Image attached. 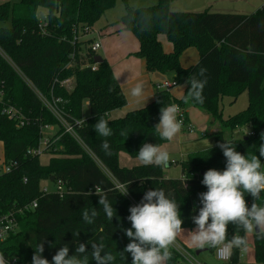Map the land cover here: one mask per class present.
<instances>
[{
    "label": "trees",
    "instance_id": "obj_1",
    "mask_svg": "<svg viewBox=\"0 0 264 264\" xmlns=\"http://www.w3.org/2000/svg\"><path fill=\"white\" fill-rule=\"evenodd\" d=\"M171 1L158 0L151 6L134 7L130 0H122L124 14L116 32L127 30L136 35L140 48L135 55L145 59L151 75L174 72L176 84H186L190 75L206 68L208 82L203 91L204 103L191 100L185 103L187 88L182 98H176L170 90L159 88L163 81L157 79L151 103L115 119L111 118V112L126 106L127 99L105 58L97 63V69L92 68L99 54L91 49L93 38L82 36L86 28H93L116 5L117 0H20L16 4H0V21L12 20L10 27H0V46L44 95L62 99L60 109L68 120L83 121L77 132L96 157L62 128L49 137L50 145L45 151L54 155L48 165L40 163L39 154L30 153L40 146L42 127L58 125V121L0 55L3 101L22 108L28 118V122L20 126L2 113L4 105L0 103L3 163H14L10 173L0 175V214L33 201L38 203L36 208L18 214V230L2 243L0 252L7 260L16 258L18 264H32L35 248L41 242L44 244L42 255L50 264L65 244L72 255L79 243L88 244L89 251L92 243H103L105 251L115 257L113 264H131L130 254L121 255L130 242L124 230L131 227L127 220L129 208L139 204L146 191L163 189L166 196L180 205L182 228L193 229L196 226L191 217L198 215L202 207L199 194L207 191L201 183L204 173L209 169L222 171L226 167V158L217 145L230 140L241 154L259 156V145L264 144L261 139L264 133V5L251 14L209 9L187 12L172 10ZM40 8L47 10L45 32L40 28ZM162 35L172 43L171 52L165 51ZM191 47L197 49L199 60L185 68L181 56ZM67 78L74 79L71 89L61 84ZM243 90H248V107L223 119L220 98L224 95L237 98ZM170 104L184 110V125L189 122L187 109L191 106L199 107L209 113L213 121H219V129L212 133L216 145L189 154L181 162L179 178H167L161 167L121 166V152L136 158L143 143L162 145L166 142L159 139L154 127L159 123L160 109ZM86 107L89 108L88 116L85 115ZM100 117L109 121L111 136L102 137L95 132L94 124ZM245 126L251 131L234 138L233 132ZM182 130L187 131L184 126ZM122 132L126 135H121ZM105 139L110 144V154L101 148ZM261 162L264 163V157ZM43 180L55 185L61 181L63 194L56 190L44 193ZM127 185L128 194L121 195V189ZM95 191L106 194L116 210L112 220L98 204ZM245 195L247 202H254L250 195ZM256 203L264 206V192ZM85 209L98 212L90 225L83 220ZM234 233L244 235L242 229L229 225L228 239ZM253 244V262H242L240 250L233 249L230 260L221 264H264V239L254 234ZM171 252L167 264H182L181 253L173 247ZM88 261L95 264L90 252Z\"/></svg>",
    "mask_w": 264,
    "mask_h": 264
},
{
    "label": "clouds",
    "instance_id": "obj_2",
    "mask_svg": "<svg viewBox=\"0 0 264 264\" xmlns=\"http://www.w3.org/2000/svg\"><path fill=\"white\" fill-rule=\"evenodd\" d=\"M206 73L207 69L202 67L198 73L188 77L185 103L190 100L198 104L204 103L203 91L208 82ZM130 94L134 98L143 97L144 84L138 82ZM179 113L180 108L176 104L160 109L159 123L154 127L160 140L171 142L181 132L183 120L177 118ZM94 130L102 137L113 134L109 121L103 117L97 119ZM121 135L126 133L122 132ZM261 139L264 140V133L261 134ZM209 145L211 148L212 145ZM217 146L226 158L225 170L209 169L204 173L201 183L206 186L207 191L199 194L202 207L199 208L198 215L191 217L196 227L188 231L186 238L189 247L216 249L227 257L233 249L247 252L251 234L264 239V206L256 203L264 192V163L261 162V157H264V144L259 145V156L253 154L251 157L238 152L236 145L230 140H224ZM101 148L106 154H110V144L106 139L102 141ZM136 159L145 167L166 169L170 166L172 158L169 151L161 145L145 142L141 145ZM95 194L98 195V204L103 206L107 218L112 220L116 210L107 195L97 191ZM127 194L128 185L121 189V195ZM245 194L254 200L250 207ZM195 210L194 207L193 211ZM129 212L127 220L130 221L131 227L124 231L130 242L121 251V255L130 254L131 264H167L172 257V246L185 231L182 228L180 205L166 196L163 189H154L146 191L140 203L131 206ZM97 215L95 209H85L82 213L83 220L89 225ZM229 225L242 229L244 235L234 233L232 238L228 239ZM69 251L67 244L59 248L52 257L51 264H89V252L95 264H113L115 260L112 253L105 251L103 243H92L90 251L88 244L79 243L74 254L70 255ZM43 252L44 244L41 242L35 248L32 264H50V261L43 257ZM0 264H9L3 254H0Z\"/></svg>",
    "mask_w": 264,
    "mask_h": 264
},
{
    "label": "crops",
    "instance_id": "obj_3",
    "mask_svg": "<svg viewBox=\"0 0 264 264\" xmlns=\"http://www.w3.org/2000/svg\"><path fill=\"white\" fill-rule=\"evenodd\" d=\"M130 3L134 7H140L137 6V4L131 2V0ZM263 5L264 4H262L260 8ZM171 9L178 11L182 9V7L171 2ZM120 10L123 15L124 5L122 7H119V12ZM216 12L246 13L242 10H235L233 8H228V7H220ZM122 15L120 17H122ZM116 19L117 18L115 17L111 21L109 20L110 22L107 23V25H105L104 28H102L104 29L103 31L101 30L100 32V30H98V32H96L94 30L93 32L94 35L92 33L90 36L92 38L99 39L101 41L100 50L102 52V57L105 58L111 65L115 77L116 78L119 77L117 81L119 82L121 86V90L127 99L126 106L111 112L112 119L123 117L128 112L142 108L148 105L149 103H151L152 100L154 99V95L157 90L156 89L157 79L163 81V79L157 77V74L151 75V73L148 72L144 58L135 55V53L140 48L139 39L136 37V35L133 32L127 30L116 32V30L120 29L121 27L120 23L116 25V23H118L121 18L119 20ZM101 36L103 37V39H101ZM160 39L163 43L165 51L171 52L173 50V45L168 40V38L161 36ZM198 60H199V53L197 49L191 47L183 53L181 57V64L183 67L187 68L196 64ZM163 76L165 77L164 81L170 82L173 85L170 90L171 94L176 98H182L186 92V88H187L186 84H176V80H175L176 74L174 72H169L167 74H164ZM138 82H142L144 84V96L141 98H134L131 96L130 92L131 89ZM194 108L196 107L191 106L187 109L188 120L194 128L193 131H187L190 132L191 134L196 133V129H195L196 122L192 117L191 118L189 117L188 112L193 110ZM207 120L208 117L206 119V122ZM206 122L204 124H206ZM204 124L201 125L202 129L205 128ZM250 131L251 129L249 128L248 133ZM183 132L184 131L181 130V132L174 138L173 141L171 142L167 141L166 143L161 145L164 149L169 151L172 158L170 162V166L166 169H171L172 164H174L173 162L177 161V159L174 158L175 156H180V158L184 160L185 159L184 156L187 155L186 157H188L189 154L194 153L193 151L189 150L190 139H188L189 137L186 135V133ZM128 156L130 155H128L125 152L120 153L121 166L133 167L136 165H140L137 159H130V157ZM166 169H165L166 177L173 178L172 176H170L168 172L169 170L166 172ZM179 177L181 176H178V178ZM175 243L179 245L182 244V246L184 245L186 247V245L179 238H177V241ZM210 264H221V262L217 263V261L215 260L214 263H210Z\"/></svg>",
    "mask_w": 264,
    "mask_h": 264
},
{
    "label": "rangeland",
    "instance_id": "obj_4",
    "mask_svg": "<svg viewBox=\"0 0 264 264\" xmlns=\"http://www.w3.org/2000/svg\"><path fill=\"white\" fill-rule=\"evenodd\" d=\"M19 1L20 0H0V4L5 2L16 4ZM157 1L158 0H131V2L137 4V6L140 7L154 5L157 3ZM171 2L182 7V9L178 11L197 12V11H203L205 9H209L211 11H217L218 8L220 7H228V8H233L235 10H242L249 14L256 12V10H258V8H260V6L264 4V0H172ZM123 5L124 4L122 0H117L116 5L106 12V14L94 25L93 29L96 32H98V30H100L101 32V30L102 31L104 30L102 28H104V26L107 25V23H109L113 18L116 17L117 18L116 20H119L121 18L120 16L122 15L121 10L119 12V7H122ZM46 13L47 10L45 8L39 9L38 17L40 21H43L45 19ZM11 25H12L11 19H8L6 21H0V27H10ZM162 37L167 38L165 35H162ZM101 39H103L102 36ZM98 54L102 56V52L100 49L98 51ZM248 105H249L248 90L241 91L237 96V98L232 97L230 95H224L220 98V102H219L220 114L223 119H228L231 116L243 112L248 107ZM188 113H189V117L190 118L192 117L196 122L195 124L196 133L191 134L190 132L187 131L183 132L186 133V135L189 137L188 139H190L189 150L193 152H198V151H204L210 149L209 143L212 145V147H214L216 145V138L212 133L214 132V130L219 129L220 122L213 121V117L209 113L200 109L199 107L194 108ZM85 115L86 116L89 115L88 107L85 108ZM207 117L208 120L206 122ZM205 122L206 124H204ZM202 124L205 125V128L203 129L201 128ZM249 128H250L249 126H245L243 128L236 129L233 132L234 138H239L242 135L246 134L247 131H249ZM57 131H58V126L55 125V126H51L49 129H45L43 132L44 134H49L47 136H50V134L56 133ZM3 148H4L3 143L0 141V166H2L3 164V158H4ZM53 155L54 154L50 151H42L39 154L40 163L44 166L48 165ZM186 156H184L185 159H187ZM128 157H130V159H136L131 156ZM174 158L177 159V161H174L173 162L174 164H172L171 169H166V172L169 170L168 172L170 176H172L173 178H178V176H181L182 173L181 162L183 160L180 158V156H175ZM45 188H47L51 192L57 189V185H55L51 181L43 180L41 182V189L44 190ZM183 229L185 230L184 235H180L178 236V238L186 245V248L189 251H194L195 254L194 253L193 254L196 256V259L200 263L210 264V263H214L215 260L217 261V263L221 262L217 259L215 251L209 250V248H207L206 250H204L203 252L197 255L196 251L198 249L189 247L188 240L186 238L188 231L193 230L194 228L193 229L183 228ZM248 239H249V250L247 252L240 251V260L242 262H253L255 258L254 244H253L254 234H251Z\"/></svg>",
    "mask_w": 264,
    "mask_h": 264
},
{
    "label": "built area",
    "instance_id": "obj_5",
    "mask_svg": "<svg viewBox=\"0 0 264 264\" xmlns=\"http://www.w3.org/2000/svg\"><path fill=\"white\" fill-rule=\"evenodd\" d=\"M46 19L43 21H40V28L42 31L45 32V26H46ZM94 32L93 28H86L85 29V36L82 37H90L91 34ZM92 38V37H91ZM93 42L91 44V49L93 52L98 53L99 49L101 48V41L99 39L93 38ZM0 55L7 60V62L13 67V69L18 73V75L25 81V83L36 93L38 98L41 100V103L43 106H45L57 119L58 121V129L62 128L64 130V133L69 134L71 137H73L87 152H89L95 159L96 157L92 153V151L86 146V144L81 140L78 132L77 127H81L83 121L82 120H76L75 122H71L68 120L65 115L62 113L60 109V103L62 102V99L59 97H52L49 98L46 95H44L33 83V81L21 70V68L13 61V59L3 50V48L0 46ZM92 68L95 70L97 69V62L92 65ZM66 88L71 89L74 86V79L73 78H67L66 80L62 81L61 83ZM161 89L171 90L172 83L163 81L160 85H158ZM5 92L1 88L0 89V103H3V110L2 113L5 114L9 119L16 120L20 126L25 125L28 122V118L25 115L22 108L14 105L12 102H4ZM180 113L178 114V119L183 120V126L186 128L187 131H193L194 128L190 122L185 123V112L184 110L179 106ZM52 125H45L42 127V138L40 146L30 151V153L33 154H40L42 151H45V149L50 145V136L54 135L50 134V136H47L49 134H44L45 129H49ZM14 163H3L2 166H0V175L4 173H10L13 170ZM57 189L56 192H59L63 194L64 187L63 183L61 181H58L56 183ZM119 188H122V186H118ZM44 193H49L50 191L45 188L43 190ZM248 206L250 207L252 204V201L247 202ZM38 205L37 201H33L32 203L20 207L14 211H10L8 213L0 214V247L2 243L8 238V236L11 233H14L19 228V221H18V214L24 213L26 210H29L31 208H36ZM173 248L177 249L182 257L183 261L182 264H202L197 259L196 256L191 253L189 250L185 249L182 245H179L175 243ZM0 254H2L0 252ZM216 257L221 262H227L231 258L232 251L229 256L225 257L221 253H219L217 250H215ZM9 264H18V260L16 258L8 260Z\"/></svg>",
    "mask_w": 264,
    "mask_h": 264
},
{
    "label": "water",
    "instance_id": "obj_6",
    "mask_svg": "<svg viewBox=\"0 0 264 264\" xmlns=\"http://www.w3.org/2000/svg\"><path fill=\"white\" fill-rule=\"evenodd\" d=\"M103 57L101 56V55H97L96 57H95V62H97V63H100V62H102L103 61ZM157 77L158 78H160V79H163V81H164V79H165V77L162 75V74H157ZM54 180V178H52V181ZM207 248H205V249H198L197 251H196V254L198 255V254H200L201 252H203L204 250H206Z\"/></svg>",
    "mask_w": 264,
    "mask_h": 264
}]
</instances>
